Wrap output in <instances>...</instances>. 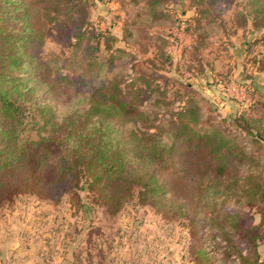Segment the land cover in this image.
Wrapping results in <instances>:
<instances>
[{
	"label": "rangeland",
	"instance_id": "rangeland-1",
	"mask_svg": "<svg viewBox=\"0 0 264 264\" xmlns=\"http://www.w3.org/2000/svg\"><path fill=\"white\" fill-rule=\"evenodd\" d=\"M245 1L221 6L220 14L214 10L212 21L205 22L204 29L191 39L190 34L175 30L172 25L175 19L188 21L194 17L198 2L193 0L183 5L170 1L164 6L169 20L157 24L145 16L143 0H33V35L41 42L33 52L37 51L52 75L59 71L73 81L72 86L62 85L58 94L38 96L36 106L47 105L60 120L74 109L85 108L93 87L112 80L121 85L122 93L134 92L142 89L139 83H135L138 88L125 85L131 79H145L149 86L134 102L135 109L145 115V126H158L168 132L175 122L174 113L191 97L199 103L201 123L215 125L244 154L245 159L236 164L234 173L242 176L250 171L264 177V146L234 123L241 112L240 104L252 99L260 102L261 109L250 111L248 117L264 118V62L254 61V57L264 54V27L259 28L262 21L258 19L254 29ZM198 5L211 9L205 2ZM76 20L82 21L85 30L84 45L96 33H102L115 39L111 49H118L117 53L111 56L101 48L89 66L82 50L73 52L67 45V35L74 32ZM160 51L168 55L171 64L162 62ZM51 61H61L62 65L55 67ZM78 79L81 82L76 84ZM165 79L175 82L164 88ZM251 84L254 98L246 88ZM150 91L154 93L148 94ZM133 95L130 92L128 97ZM25 108L28 119L22 126L20 140L45 136L48 128H42L37 111L29 105ZM136 127L138 124L128 126ZM163 141L171 143L167 134ZM182 144L188 143L182 140ZM235 190L236 184L226 182L216 200L186 206L189 212L196 211L198 234L215 264H238L236 258L225 259L220 238L224 231L232 233L231 219L243 228L260 221L256 208L245 197L236 196ZM133 193L117 210L92 206L86 213L72 208L66 196L58 203L23 196L4 205L0 208V264H194L197 244L186 219H164L150 206L139 205L136 192ZM234 242L245 253V246L236 237ZM258 253L264 264L263 243L258 245Z\"/></svg>",
	"mask_w": 264,
	"mask_h": 264
},
{
	"label": "trees",
	"instance_id": "trees-1",
	"mask_svg": "<svg viewBox=\"0 0 264 264\" xmlns=\"http://www.w3.org/2000/svg\"><path fill=\"white\" fill-rule=\"evenodd\" d=\"M143 1L147 9L144 14L153 24L169 20L164 6L170 1L180 5L187 2ZM193 1L205 2L211 9L194 3V17L188 21L175 19L172 25L175 30L190 34L191 39L204 29L205 22L212 21L210 16L214 10L220 14L221 6L228 7L236 0ZM32 2L0 0V208L23 196L49 203H58L66 196L76 211L86 213L92 206L117 210L136 192L139 205L150 206L164 219H186L197 244L193 251L194 264H215L198 234L197 213L194 209L189 212L186 206L216 200L221 186L232 182L236 184L235 195L245 197L247 203L256 208L260 221L243 228L236 219H231L232 233L220 234L224 242L223 255L226 260L236 258L238 264H261L258 245L264 244V177L250 171L242 176L234 173L236 164L245 159L244 154L215 125L201 123L199 103L195 99L187 97L182 102L168 132L158 126H145L144 114L135 109L139 93L149 86L148 81L140 78L131 79L125 85L138 88L135 83H139L142 89L134 92L122 93L121 85L112 80L93 87L87 106L72 110L60 120L47 105L36 106L38 96L58 94L62 85L72 86L73 81L59 71L52 75L37 51L33 52L41 42L33 35ZM244 6L249 10L254 29L258 19L262 21L259 28H263L264 0H246ZM58 7L56 3L55 13ZM73 28L74 32L67 35V45L73 52L82 50L84 58L90 61L89 66L102 50L109 51L111 56L117 53L118 49H111L115 41L112 37L96 33L89 45H84L82 21L76 20ZM160 57L162 62L171 64L165 52L160 51ZM255 60L264 62V54L254 57ZM61 63L51 61L55 67ZM170 80L165 79L164 88L175 82ZM78 82L80 79L76 84ZM246 88L254 98V86ZM130 92L135 96L128 97ZM27 105L37 111L42 128H48L45 136L33 141L20 140L22 126L28 119ZM240 106L241 112L234 119L236 127L264 146V118L248 117L250 111L261 109L260 102L252 99ZM130 124L139 127L128 128ZM164 134L171 140L169 145L163 141ZM182 140L188 144L184 146ZM234 237L245 246V253L234 242Z\"/></svg>",
	"mask_w": 264,
	"mask_h": 264
}]
</instances>
